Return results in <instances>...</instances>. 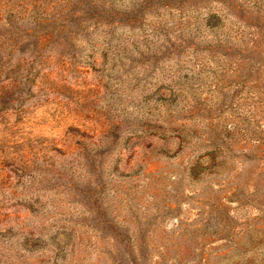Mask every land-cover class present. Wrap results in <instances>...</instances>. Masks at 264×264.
I'll return each instance as SVG.
<instances>
[{
  "label": "rangeland",
  "instance_id": "374dc122",
  "mask_svg": "<svg viewBox=\"0 0 264 264\" xmlns=\"http://www.w3.org/2000/svg\"><path fill=\"white\" fill-rule=\"evenodd\" d=\"M0 264H264V0H0Z\"/></svg>",
  "mask_w": 264,
  "mask_h": 264
}]
</instances>
